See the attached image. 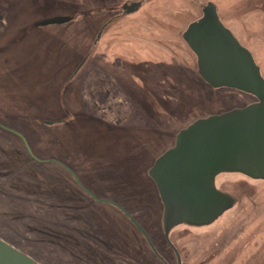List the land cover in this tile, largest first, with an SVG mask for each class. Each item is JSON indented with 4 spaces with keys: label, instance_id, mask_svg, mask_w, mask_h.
<instances>
[{
    "label": "rangeland",
    "instance_id": "obj_1",
    "mask_svg": "<svg viewBox=\"0 0 264 264\" xmlns=\"http://www.w3.org/2000/svg\"><path fill=\"white\" fill-rule=\"evenodd\" d=\"M207 1L264 78V0H0V124L39 159L0 126V239L40 264H161L62 165L165 249L148 169L195 119L256 100L197 73L182 34ZM57 16L71 19L36 25ZM215 185L235 202L190 229L187 264H264V179L222 172Z\"/></svg>",
    "mask_w": 264,
    "mask_h": 264
},
{
    "label": "water",
    "instance_id": "obj_2",
    "mask_svg": "<svg viewBox=\"0 0 264 264\" xmlns=\"http://www.w3.org/2000/svg\"><path fill=\"white\" fill-rule=\"evenodd\" d=\"M138 1L123 3L129 13ZM201 16L188 24L182 38L195 54L197 73L214 88L227 87L251 94L255 101L241 108L197 118L180 129L173 145L160 154L147 174L155 184L162 203L164 233L176 224H210L230 208L235 197L216 188L214 178L222 172H237L253 179H264V78L250 51L242 46L221 22L212 2L200 3ZM57 16L36 25L67 22ZM53 124L54 121H44ZM28 154L35 160L25 138L16 131ZM78 186L91 198L107 202L122 211L154 247L140 224L117 203L96 197L62 165ZM0 264H40L29 255L0 239Z\"/></svg>",
    "mask_w": 264,
    "mask_h": 264
},
{
    "label": "flooded vegetation",
    "instance_id": "obj_3",
    "mask_svg": "<svg viewBox=\"0 0 264 264\" xmlns=\"http://www.w3.org/2000/svg\"><path fill=\"white\" fill-rule=\"evenodd\" d=\"M161 207H162V203H161ZM162 210H163V207H162ZM161 218H162V215H161ZM191 228H198V226L187 225V224H176L168 230L167 234H165L164 229L162 227V222H161V231H162V236L165 242V249L162 251L156 248V246L153 244L152 240L146 233L154 247V250H153L148 245L153 257H155L161 264H187L186 262L187 250L185 249V246L183 245L181 246V242L185 240L187 235L190 234ZM136 230L140 233V231L137 228ZM140 235L142 236L141 233ZM142 237L144 238V240H146L144 236ZM196 252H198V249ZM119 263L126 264L122 261H119Z\"/></svg>",
    "mask_w": 264,
    "mask_h": 264
},
{
    "label": "bare ground",
    "instance_id": "obj_4",
    "mask_svg": "<svg viewBox=\"0 0 264 264\" xmlns=\"http://www.w3.org/2000/svg\"><path fill=\"white\" fill-rule=\"evenodd\" d=\"M263 129H264V127L261 128L262 131H263ZM217 175H218V174H217ZM217 175H216V176H217ZM216 176H215V177H216ZM214 185H215V178H214ZM215 187H216V185H215ZM216 188H217V187H216Z\"/></svg>",
    "mask_w": 264,
    "mask_h": 264
}]
</instances>
